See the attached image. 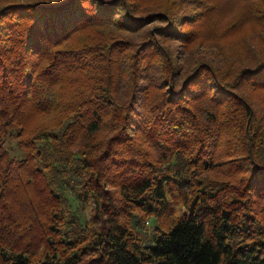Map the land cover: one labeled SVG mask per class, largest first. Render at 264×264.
I'll use <instances>...</instances> for the list:
<instances>
[{
	"label": "trees",
	"instance_id": "1",
	"mask_svg": "<svg viewBox=\"0 0 264 264\" xmlns=\"http://www.w3.org/2000/svg\"><path fill=\"white\" fill-rule=\"evenodd\" d=\"M176 3L0 5V264H264V115L235 91L264 58L193 51Z\"/></svg>",
	"mask_w": 264,
	"mask_h": 264
},
{
	"label": "rangeland",
	"instance_id": "2",
	"mask_svg": "<svg viewBox=\"0 0 264 264\" xmlns=\"http://www.w3.org/2000/svg\"><path fill=\"white\" fill-rule=\"evenodd\" d=\"M20 1L25 0H0V5ZM137 1L144 7L142 11H146L165 4L166 0ZM171 1L179 2L169 9V12L175 15L176 27L191 31V35L195 37L193 51H205V56L213 60H216V53L220 51L223 53L222 58L233 67L242 66L244 63L251 65L254 61L264 58V13L256 15L251 11L254 3L264 6V0H168V3ZM157 23L160 21L154 20L146 27L152 29ZM177 44L178 42L176 47L182 50ZM235 91L244 95L256 112L264 115V88L251 86L250 82L243 81ZM49 117L50 115H44L35 118L34 122L45 123L49 121ZM137 139L141 140L138 137ZM5 143L12 156L21 155L16 138L6 136ZM225 172L227 170L220 165L219 169L211 174L215 177H225ZM259 209L263 214L262 208ZM167 219L168 217H165L162 223L166 224ZM151 224L152 220L148 222V225Z\"/></svg>",
	"mask_w": 264,
	"mask_h": 264
}]
</instances>
